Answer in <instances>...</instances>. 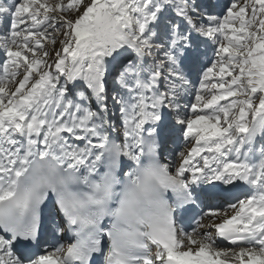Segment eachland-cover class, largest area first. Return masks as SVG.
<instances>
[{"label": "snow or ice", "instance_id": "6c2138e0", "mask_svg": "<svg viewBox=\"0 0 264 264\" xmlns=\"http://www.w3.org/2000/svg\"><path fill=\"white\" fill-rule=\"evenodd\" d=\"M0 264H264V0H0Z\"/></svg>", "mask_w": 264, "mask_h": 264}]
</instances>
